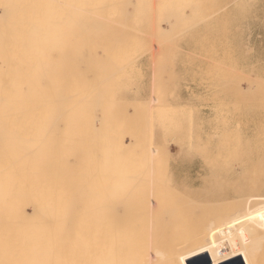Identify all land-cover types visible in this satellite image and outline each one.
I'll return each mask as SVG.
<instances>
[{"label":"bare ground","instance_id":"6f19581e","mask_svg":"<svg viewBox=\"0 0 264 264\" xmlns=\"http://www.w3.org/2000/svg\"><path fill=\"white\" fill-rule=\"evenodd\" d=\"M205 3L0 0V264H189L202 255L213 264H238L237 258L264 264L258 256L264 247V169L253 171V191L236 209L217 219L220 223L210 221L207 234L186 247L180 206L157 177L162 152L152 147L146 161L142 122L115 100L134 55L151 52L155 60L168 51L176 33L182 36L178 29L208 15L211 5ZM152 39L158 40V51L153 52ZM159 61L160 67H153L158 98L152 105L170 88L172 76L162 74ZM177 107L165 101L150 105L160 126ZM180 121H174L175 132L183 128ZM185 138L177 137L179 142L190 137Z\"/></svg>","mask_w":264,"mask_h":264},{"label":"rangeland","instance_id":"374dc122","mask_svg":"<svg viewBox=\"0 0 264 264\" xmlns=\"http://www.w3.org/2000/svg\"><path fill=\"white\" fill-rule=\"evenodd\" d=\"M199 1L201 3H205V1L209 3V0ZM221 1L214 0L217 6H214L213 1V3L211 2L213 5L209 3L211 6H208L210 8L208 15L204 16L203 20L202 18H200V21H198L199 18L198 20L195 19L197 22L190 20L193 22L192 24L199 23L193 29H191L193 25L190 21L183 26L184 28L191 27L190 30L182 27L178 29V34L180 33L182 36L180 37L176 33L178 37L175 36V41L171 40L168 51L159 54L164 57L158 55L153 60L152 53L144 51L140 52L141 54L134 55L130 67L127 68L126 76L118 84L116 83L119 87L116 86L115 88L117 95L115 100L124 102L123 110L125 108L130 118L136 117L142 122L145 130L144 140L148 149L146 161H151L149 149L152 147H156L162 152L160 159L162 161L160 162L164 163L159 162L160 168L157 177L162 184V190L168 198L174 199L180 206L181 216L184 218L182 225L186 227L184 232L187 238L184 243L186 247L191 245V239L195 241L199 235L205 234V232L207 234V228L212 221L220 223L221 221L218 222L217 219L222 220V217L228 211L235 210L236 203L243 196L253 191V171L257 169V171L262 173L264 169V0ZM204 6H207L206 3ZM213 6L215 9H212ZM186 7H184L185 11L189 12ZM219 7H221L220 10ZM211 9L213 11L217 10V12L213 13L210 11ZM207 17H209L208 20ZM187 25L190 26L186 27ZM152 45L156 47L153 52L158 51L159 43L157 39H152ZM174 46L177 48H173ZM166 59H169V61ZM159 60H163L166 65V67L164 64L161 65L163 66L161 67V69L163 68L162 74H166V77L167 75H172L167 78L166 85V87L169 86L171 89L166 88V91L160 95L161 97L159 96L161 101L158 100L156 104L154 102V105H152V98H158L153 92V86H155L153 78L155 67H160L161 62ZM165 62H170L173 70ZM167 67L172 71L167 69ZM118 88L120 91H118ZM118 92L121 93L119 94ZM135 98H138V100ZM164 101L171 105L174 110H176L175 107L177 106V109L180 108L175 113V115L179 113V116H175L171 112V115L169 114L166 117L167 121L172 122V127L163 118L164 123L160 119L162 122V126H160L159 116L157 117L153 113L154 111L150 109V105L155 107V105L160 102L164 103ZM146 105L149 106V109ZM181 108H183L182 112H180ZM153 115L158 118L156 122L154 119L157 118ZM198 119L199 122H197ZM174 121L181 122L178 124H181L183 128L179 125L180 128L178 129H180L179 131H184V134L183 132L178 134V130L175 132L178 126H175L177 123ZM147 122L150 123L149 126ZM166 122L167 124H165ZM188 123L190 124L188 125ZM195 123L196 126L199 125V128H194ZM163 125L165 130H159ZM200 125L204 127L201 128ZM156 126L159 131L156 130ZM152 127L153 129H151ZM174 127L176 128L174 129ZM168 129L170 130L169 132ZM188 130L192 132L189 131V135H187ZM155 131L158 132L157 135H155ZM152 134L158 138L150 137ZM181 135L190 137L188 142ZM173 136L176 137L173 138ZM177 137L179 139L184 138L182 140L185 142L182 140L179 142ZM161 139L162 141L165 139V145H163L164 142L161 143ZM158 141H161L159 142L161 146H158L160 145ZM172 141H175V143ZM182 142L185 144L183 145ZM184 150L186 151L185 154ZM179 153L182 156H179ZM173 174L174 177L171 176ZM212 174L214 176L210 177ZM219 175H222V181L227 179L230 180V183L228 181L222 182L221 176L218 177V180L217 176ZM239 175L243 177L238 178ZM211 178L215 180L213 179L212 181ZM168 179L170 181L168 183L169 186L167 185ZM181 180H184L183 182L185 183H182ZM214 181L218 183H214ZM224 185H227L226 187L231 186L226 189ZM216 191L219 192V195L222 194L220 191L224 192L223 194L225 195H222L226 197L222 198V195L219 196ZM184 192H187L188 195ZM230 193H233V195ZM218 196L224 200L222 201ZM203 227L206 228L205 231ZM185 236L183 237L185 238ZM258 252V256L264 258V247H261ZM203 258L204 255L199 256L195 261L199 262ZM158 264L166 263L161 261Z\"/></svg>","mask_w":264,"mask_h":264},{"label":"water","instance_id":"95a60500","mask_svg":"<svg viewBox=\"0 0 264 264\" xmlns=\"http://www.w3.org/2000/svg\"><path fill=\"white\" fill-rule=\"evenodd\" d=\"M204 257H206V255H204ZM234 260H236V262L238 260V264H242L240 258H237V259H234ZM229 263H231V261L228 262V263H221V264H229ZM189 264H213V262H212V260L210 258H206V260L203 259V260H201V261H199L197 263H192L191 261H189Z\"/></svg>","mask_w":264,"mask_h":264}]
</instances>
